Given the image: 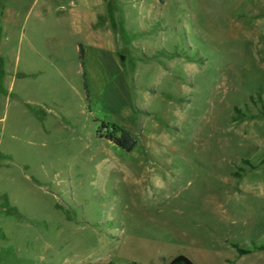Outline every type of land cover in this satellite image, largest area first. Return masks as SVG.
Returning <instances> with one entry per match:
<instances>
[{
    "label": "rangeland",
    "instance_id": "rangeland-1",
    "mask_svg": "<svg viewBox=\"0 0 264 264\" xmlns=\"http://www.w3.org/2000/svg\"><path fill=\"white\" fill-rule=\"evenodd\" d=\"M259 97L264 0H0V264H264Z\"/></svg>",
    "mask_w": 264,
    "mask_h": 264
},
{
    "label": "trees",
    "instance_id": "trees-1",
    "mask_svg": "<svg viewBox=\"0 0 264 264\" xmlns=\"http://www.w3.org/2000/svg\"><path fill=\"white\" fill-rule=\"evenodd\" d=\"M78 50L80 57H82L83 48L81 44H79ZM84 88L86 90V83H84ZM250 99H252V96H250ZM258 100L261 103V107L258 110V112L256 114L251 115V117L264 116V103L262 102V99L260 97ZM234 111L235 113H240V109L237 108L236 106L234 107ZM101 127H104L106 129L104 131H102L101 128L97 130L96 133L99 137H103L105 139L112 141L115 145L123 148L126 151H131L135 146L136 139L133 137V135L126 129L120 127L119 125L115 123H104ZM259 249H264V244L254 245L252 248V250H259ZM238 251L242 252L244 250L238 248Z\"/></svg>",
    "mask_w": 264,
    "mask_h": 264
}]
</instances>
